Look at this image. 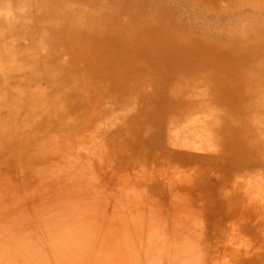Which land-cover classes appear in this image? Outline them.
Listing matches in <instances>:
<instances>
[{
	"label": "rangeland",
	"instance_id": "1",
	"mask_svg": "<svg viewBox=\"0 0 264 264\" xmlns=\"http://www.w3.org/2000/svg\"><path fill=\"white\" fill-rule=\"evenodd\" d=\"M2 234L0 264H264V0H0Z\"/></svg>",
	"mask_w": 264,
	"mask_h": 264
},
{
	"label": "bare ground",
	"instance_id": "2",
	"mask_svg": "<svg viewBox=\"0 0 264 264\" xmlns=\"http://www.w3.org/2000/svg\"><path fill=\"white\" fill-rule=\"evenodd\" d=\"M29 148H32V146H30L29 145V147L27 148V149H29ZM27 154V153H26ZM33 161V160H32ZM29 165V164H28ZM34 181H36V180H34ZM53 201H55L54 199H53ZM58 202V201H57ZM3 235V237H1L0 236V245L2 244H4V245H8L9 246V239H11L12 238V236L11 235H5V234H2Z\"/></svg>",
	"mask_w": 264,
	"mask_h": 264
}]
</instances>
